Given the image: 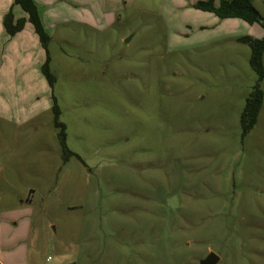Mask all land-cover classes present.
Instances as JSON below:
<instances>
[{
    "label": "rangeland",
    "instance_id": "374dc122",
    "mask_svg": "<svg viewBox=\"0 0 264 264\" xmlns=\"http://www.w3.org/2000/svg\"><path fill=\"white\" fill-rule=\"evenodd\" d=\"M72 2H40L45 50L28 21L6 32L26 13L0 0V259L264 264V77L243 136L257 76L238 41L264 35V0L253 24L189 0H101L96 17Z\"/></svg>",
    "mask_w": 264,
    "mask_h": 264
},
{
    "label": "trees",
    "instance_id": "16d2710c",
    "mask_svg": "<svg viewBox=\"0 0 264 264\" xmlns=\"http://www.w3.org/2000/svg\"><path fill=\"white\" fill-rule=\"evenodd\" d=\"M13 3L14 5H18L26 13L27 17L15 19L13 14L8 12L3 19V25L6 32L10 36H13L20 32L23 29L25 22L28 21L33 26L34 32L39 37L42 46L47 50V43L50 40V36L45 32L42 26L38 8L34 0H13ZM194 8L212 13L219 19H240L249 24L257 23L262 20V17L252 4L251 0H218L217 2L215 0H204L196 2ZM238 41L249 45L251 50L249 62L257 76L256 83L246 98L245 106L240 117L242 135L245 136L256 123L263 101L261 81L264 77L262 61L264 52V35L261 38L242 36L238 38ZM48 63L49 57L47 56L41 70L48 80V83L52 86L54 79L49 72ZM52 109L54 114V125L59 130L57 136L62 150L65 153L64 159L67 160V157L74 154L67 149L65 143V125L59 121L60 110L55 100Z\"/></svg>",
    "mask_w": 264,
    "mask_h": 264
},
{
    "label": "crops",
    "instance_id": "0c3cea01",
    "mask_svg": "<svg viewBox=\"0 0 264 264\" xmlns=\"http://www.w3.org/2000/svg\"><path fill=\"white\" fill-rule=\"evenodd\" d=\"M46 1H51V0H34V2H35V4H36V6H37V8H38V12H39V17H40V20H41V23H42V26H43V28L45 29V31H47V29H46V27H45V25H44V23H43V19H42V14H41V12H40V2H42L41 4H44V2H46ZM55 1H59V0H55ZM61 1V0H60ZM62 1H64V0H62ZM72 1H74V2H72V4L75 6V7H79L81 10H84V11H86V12H88L89 14H90V16H97V15H101L102 13V6H101V3H100V1L101 0H72ZM198 1H204V0H189V3H188V5H186L185 7L187 8V7H190L189 9H196V8H194V4L196 3V2H198ZM216 2L218 1V0H215ZM86 7V8H85ZM184 7V8H185ZM105 10H108V6L106 7V9ZM197 11H201V10H199V9H196ZM92 11H93V13H92ZM109 11V10H108ZM202 12H204V11H202ZM208 13V12H207ZM214 15V14H213ZM215 16V15H214ZM18 18H26V15H24V14H22V12H20L19 13V15H18ZM27 22V21H26ZM25 22V23H26ZM83 23H85V24H87V22L88 21H82ZM26 25V24H25ZM25 25H24V27H25ZM186 25L187 26H189V23H187L186 22ZM17 34V33H16ZM14 36V35H13ZM33 37H35L34 35H32L31 36V38H32V40L34 41V38ZM3 117H2V115L0 114V120L2 119ZM0 264H6L2 259H0Z\"/></svg>",
    "mask_w": 264,
    "mask_h": 264
},
{
    "label": "water",
    "instance_id": "95a60500",
    "mask_svg": "<svg viewBox=\"0 0 264 264\" xmlns=\"http://www.w3.org/2000/svg\"><path fill=\"white\" fill-rule=\"evenodd\" d=\"M219 258L213 252H210L204 259H202L199 264H216Z\"/></svg>",
    "mask_w": 264,
    "mask_h": 264
},
{
    "label": "flooded vegetation",
    "instance_id": "af4514ba",
    "mask_svg": "<svg viewBox=\"0 0 264 264\" xmlns=\"http://www.w3.org/2000/svg\"><path fill=\"white\" fill-rule=\"evenodd\" d=\"M211 251H209V252H207L206 253V255L204 256V257H201V258H199L198 260H197V264L202 260V259H204L209 253H210ZM219 261V260H218ZM218 263V262H217ZM216 263V264H217Z\"/></svg>",
    "mask_w": 264,
    "mask_h": 264
}]
</instances>
